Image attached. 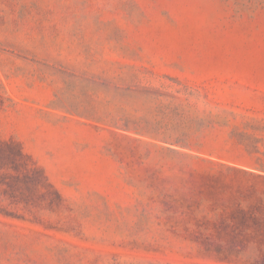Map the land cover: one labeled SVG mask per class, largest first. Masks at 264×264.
Wrapping results in <instances>:
<instances>
[{
    "label": "rangeland",
    "instance_id": "obj_1",
    "mask_svg": "<svg viewBox=\"0 0 264 264\" xmlns=\"http://www.w3.org/2000/svg\"><path fill=\"white\" fill-rule=\"evenodd\" d=\"M169 76L264 137V0H0V264H264L232 127L216 151L125 130Z\"/></svg>",
    "mask_w": 264,
    "mask_h": 264
},
{
    "label": "trees",
    "instance_id": "obj_2",
    "mask_svg": "<svg viewBox=\"0 0 264 264\" xmlns=\"http://www.w3.org/2000/svg\"><path fill=\"white\" fill-rule=\"evenodd\" d=\"M169 78L179 87L163 83L159 88L148 87L139 91L152 105L148 106L141 116L133 118L128 116L125 120V130L148 135L169 145L216 151L219 145L214 135L216 130L220 127H232L230 138L225 142L236 140L242 149V155L249 156L264 167L262 149L264 137L248 131L250 127L259 129L260 121L246 122L245 129H242L240 125L232 124L228 117L221 118V115L215 114L212 109L200 105L203 97L211 100L209 93L205 89L204 91L200 89L201 85H193L173 76ZM211 137L213 141L209 139ZM228 167L240 170L234 166ZM244 172L262 177L248 171Z\"/></svg>",
    "mask_w": 264,
    "mask_h": 264
}]
</instances>
